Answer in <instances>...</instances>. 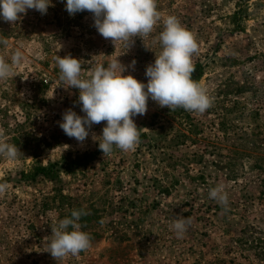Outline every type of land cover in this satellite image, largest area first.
Segmentation results:
<instances>
[{"label": "rangeland", "instance_id": "1", "mask_svg": "<svg viewBox=\"0 0 264 264\" xmlns=\"http://www.w3.org/2000/svg\"><path fill=\"white\" fill-rule=\"evenodd\" d=\"M51 3L15 24L0 18V56L10 63L19 48L25 57L0 81V130L24 154L0 157V183L8 185L0 194V264H264V0H157L161 21L129 48L104 39L92 13L69 15L66 0ZM169 15L197 40L192 79L212 106L170 111L149 98L146 114L133 117L134 151L114 147L104 157L93 134L106 122L92 125L83 143L68 137L63 113H85L56 57L81 60L82 78L118 57L124 75L146 84ZM217 185L226 207L209 196ZM74 209L88 213L79 223L91 247L56 261L47 252L51 228ZM181 217L192 223L177 238L172 224Z\"/></svg>", "mask_w": 264, "mask_h": 264}, {"label": "clouds", "instance_id": "2", "mask_svg": "<svg viewBox=\"0 0 264 264\" xmlns=\"http://www.w3.org/2000/svg\"><path fill=\"white\" fill-rule=\"evenodd\" d=\"M50 6L51 0H0V18L15 24L28 9L46 14ZM66 10L69 15L83 11L92 13L98 33L114 45L121 42L127 48L134 44V38H147L162 19L157 0H66ZM157 39L162 50L146 68V84L131 74L124 75L127 68L118 57L107 67L96 66L88 78H82L81 60L71 55L56 57L60 80L69 88L79 90V103L85 113L78 115L71 108L63 113L59 127L68 137L83 143L92 125L106 122L101 136L93 134L104 157L110 155L114 147L124 152L134 151L139 144L140 128L133 117L146 114L149 98L170 111L183 108L190 113L203 114L212 106L213 98L207 89L192 79L193 56L199 51L194 34L176 16L169 15L163 19V31ZM0 44L7 46V40L0 39ZM24 59L19 48L12 54L10 63L0 56V81L14 77ZM135 63L133 60L132 66ZM20 155H24L20 148L8 143L0 130V157L15 161ZM7 189L6 183H0V194ZM209 196L225 207L228 205L223 185L210 189ZM87 214L83 209H74L70 217L59 220L51 228L47 252L56 261L90 249L91 236L81 230L79 223ZM191 223L190 217L174 221L172 229L177 238L185 236Z\"/></svg>", "mask_w": 264, "mask_h": 264}, {"label": "trees", "instance_id": "3", "mask_svg": "<svg viewBox=\"0 0 264 264\" xmlns=\"http://www.w3.org/2000/svg\"><path fill=\"white\" fill-rule=\"evenodd\" d=\"M199 67V66H198ZM198 69V68H197ZM195 73H196V71H195ZM198 77V76H197ZM193 78V77H192Z\"/></svg>", "mask_w": 264, "mask_h": 264}]
</instances>
